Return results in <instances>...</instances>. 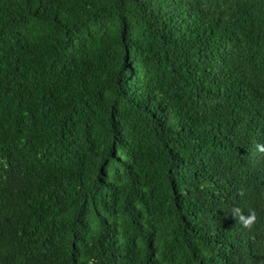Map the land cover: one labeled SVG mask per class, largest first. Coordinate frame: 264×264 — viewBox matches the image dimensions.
Masks as SVG:
<instances>
[{
  "label": "trees",
  "instance_id": "1",
  "mask_svg": "<svg viewBox=\"0 0 264 264\" xmlns=\"http://www.w3.org/2000/svg\"><path fill=\"white\" fill-rule=\"evenodd\" d=\"M0 264H264V0H0Z\"/></svg>",
  "mask_w": 264,
  "mask_h": 264
},
{
  "label": "clouds",
  "instance_id": "2",
  "mask_svg": "<svg viewBox=\"0 0 264 264\" xmlns=\"http://www.w3.org/2000/svg\"><path fill=\"white\" fill-rule=\"evenodd\" d=\"M236 216L239 217L240 221H242L245 226H250L251 223L255 220V216L254 215L245 216L243 214L242 209H240V208L234 209V218Z\"/></svg>",
  "mask_w": 264,
  "mask_h": 264
}]
</instances>
